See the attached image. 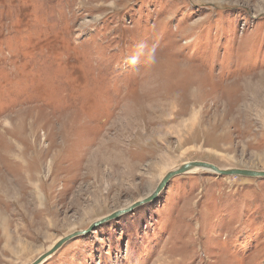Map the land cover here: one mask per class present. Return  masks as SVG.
Listing matches in <instances>:
<instances>
[{"label": "rangeland", "instance_id": "rangeland-1", "mask_svg": "<svg viewBox=\"0 0 264 264\" xmlns=\"http://www.w3.org/2000/svg\"><path fill=\"white\" fill-rule=\"evenodd\" d=\"M193 161L264 171V0H0V264ZM39 264H264V177L175 175Z\"/></svg>", "mask_w": 264, "mask_h": 264}, {"label": "water", "instance_id": "water-1", "mask_svg": "<svg viewBox=\"0 0 264 264\" xmlns=\"http://www.w3.org/2000/svg\"><path fill=\"white\" fill-rule=\"evenodd\" d=\"M194 169H202V170H209L212 171L213 173L219 174V175H241V176H247V177H264V171H256V170H247V169H220L217 166L207 163V162H199V161H193V162H187L181 166H179L178 168H176L173 171H170L169 173H167L162 180L159 182V184L157 185V187L155 188V190L147 197H145L144 199L137 201L135 203H133L131 206L125 208V209H121V210H117L113 213H111L110 215L94 222L92 225H90L87 229L82 230V231H78V232H74L73 234L62 238L61 240H59L48 252H46L45 254L41 255L36 261H34L32 264H39L41 261H43L46 257H48L50 254H52L55 250H57L61 245H63L65 242H67L68 240H70L73 237L79 236V235H83L85 233H87L88 231L92 230V228L98 224H101L105 221L108 220H112L115 219L117 217H119L122 214H125L127 212H129L130 210L144 204V203H148L151 202L152 200H154L157 195L161 192V190L164 188V186L167 184V182L175 175H179V174H183V173H187L190 172L191 170Z\"/></svg>", "mask_w": 264, "mask_h": 264}, {"label": "clouds", "instance_id": "clouds-1", "mask_svg": "<svg viewBox=\"0 0 264 264\" xmlns=\"http://www.w3.org/2000/svg\"><path fill=\"white\" fill-rule=\"evenodd\" d=\"M158 55L157 45H149L144 41H139L134 45L132 54L126 57L125 63L130 66H136L143 57L145 64L155 65L158 62Z\"/></svg>", "mask_w": 264, "mask_h": 264}, {"label": "bare ground", "instance_id": "bare-ground-1", "mask_svg": "<svg viewBox=\"0 0 264 264\" xmlns=\"http://www.w3.org/2000/svg\"><path fill=\"white\" fill-rule=\"evenodd\" d=\"M194 170H195V169H194ZM191 171H193V170H191ZM191 171H190V172H191Z\"/></svg>", "mask_w": 264, "mask_h": 264}]
</instances>
